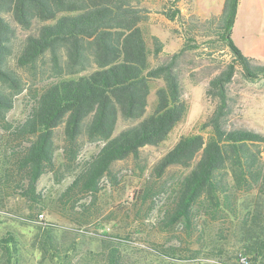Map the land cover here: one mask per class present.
<instances>
[{
	"label": "trees",
	"instance_id": "1",
	"mask_svg": "<svg viewBox=\"0 0 264 264\" xmlns=\"http://www.w3.org/2000/svg\"><path fill=\"white\" fill-rule=\"evenodd\" d=\"M239 1L224 0L219 13L203 18L195 13L193 0H162L157 9L133 0H0V119L12 107V95L21 89L17 74L7 66L18 28L25 33L17 39V64L34 67L47 56L54 76L27 115L9 125L14 140L31 137L11 153L9 162L25 173L24 195L34 193L46 169H54L52 137L61 124L67 157L63 159L70 164L79 151V135L101 142L78 165L64 194L98 191L116 160L136 157L144 145L165 140L188 110L175 60L193 47L188 41L196 42L200 36L212 48L228 47L230 60L205 86V96L216 102L201 131L180 135L154 167L157 176L171 165L189 168L178 181L164 223L182 220L189 227L202 199L212 209L230 212L236 209L239 193L257 190L264 195V133L229 128L226 123L228 84L236 67L248 80L264 76V64L244 55L230 38ZM151 13L161 14L183 37L179 50L157 63L153 59L163 53L164 44L145 26ZM159 80L154 105L145 114L151 82ZM119 117L131 123L116 132ZM45 231L40 249L59 253L56 240ZM0 242L9 261L16 240L9 234ZM260 246L264 248V240ZM107 247L105 264H127L119 246ZM64 261L60 259L61 264Z\"/></svg>",
	"mask_w": 264,
	"mask_h": 264
},
{
	"label": "rangeland",
	"instance_id": "2",
	"mask_svg": "<svg viewBox=\"0 0 264 264\" xmlns=\"http://www.w3.org/2000/svg\"><path fill=\"white\" fill-rule=\"evenodd\" d=\"M162 18L151 13L145 22L149 32L164 44L163 53L153 59L154 63L168 59L183 44V37ZM24 33L18 28L17 39ZM230 38L244 55L264 64V0L239 1ZM17 39L7 66L17 74L21 89L12 95V107L0 119V239L12 234L16 242L9 261L2 254L0 242V264H61L60 259L65 260L63 264H105L108 243L119 246L127 264H264V248L260 246L264 240L263 194L257 190L239 193L236 209L230 212L222 207L212 209L202 199L194 207L189 227L182 220L168 226L165 216L173 206L178 181L189 168L171 165L161 176L154 172L158 160L180 135L201 131L216 102L205 96L204 89L229 62L228 47L212 48L203 36L196 42L188 41L193 47L175 60L188 104L186 116L159 144L144 145L136 157L116 160L111 174L101 179L98 191L64 194L78 165L93 155L101 142L79 135V151L70 164L63 159L67 157L61 124L52 137L54 169H46L34 193L26 196L25 173L9 162L11 153L31 137L14 140L9 125L27 115L36 96L54 76L47 56L34 67L19 66ZM160 83L151 82L145 114L154 105V89ZM228 97L227 126L264 133V76L248 80L236 67L228 84ZM130 123L119 117L116 132ZM45 230L56 240L59 253L51 255L40 249Z\"/></svg>",
	"mask_w": 264,
	"mask_h": 264
},
{
	"label": "crops",
	"instance_id": "3",
	"mask_svg": "<svg viewBox=\"0 0 264 264\" xmlns=\"http://www.w3.org/2000/svg\"><path fill=\"white\" fill-rule=\"evenodd\" d=\"M134 3L139 5L150 6L153 8H159L162 0H133ZM224 0H193L194 11L200 17H208L211 14H217L220 12ZM163 17V16H162ZM165 22H168L164 17Z\"/></svg>",
	"mask_w": 264,
	"mask_h": 264
},
{
	"label": "built area",
	"instance_id": "4",
	"mask_svg": "<svg viewBox=\"0 0 264 264\" xmlns=\"http://www.w3.org/2000/svg\"><path fill=\"white\" fill-rule=\"evenodd\" d=\"M40 216L42 215V214H39Z\"/></svg>",
	"mask_w": 264,
	"mask_h": 264
}]
</instances>
